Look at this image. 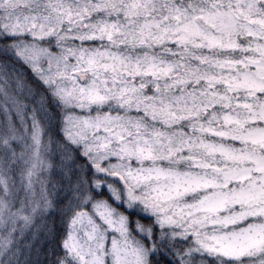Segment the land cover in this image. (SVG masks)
<instances>
[{
	"label": "snow or ice",
	"instance_id": "1",
	"mask_svg": "<svg viewBox=\"0 0 264 264\" xmlns=\"http://www.w3.org/2000/svg\"><path fill=\"white\" fill-rule=\"evenodd\" d=\"M0 264H264V0H0Z\"/></svg>",
	"mask_w": 264,
	"mask_h": 264
}]
</instances>
